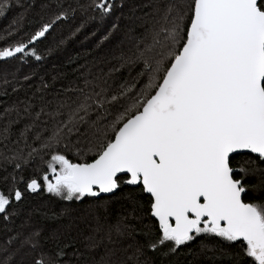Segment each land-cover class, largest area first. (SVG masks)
I'll return each instance as SVG.
<instances>
[{
	"label": "snow or ice",
	"instance_id": "1",
	"mask_svg": "<svg viewBox=\"0 0 264 264\" xmlns=\"http://www.w3.org/2000/svg\"><path fill=\"white\" fill-rule=\"evenodd\" d=\"M9 16L0 264H264V0H0ZM82 35L71 74L36 71Z\"/></svg>",
	"mask_w": 264,
	"mask_h": 264
},
{
	"label": "trees",
	"instance_id": "2",
	"mask_svg": "<svg viewBox=\"0 0 264 264\" xmlns=\"http://www.w3.org/2000/svg\"><path fill=\"white\" fill-rule=\"evenodd\" d=\"M10 19L11 16H9V19L7 20L0 18V28L7 27L8 23L10 22ZM97 39H99V37H97ZM82 43H86L83 35L80 36L78 40L70 41L66 46V51H61L52 56H48L47 52L42 51V54L45 55L47 59L42 61L40 65L36 67V71L40 72L41 76H47L49 80L51 79V75L55 74L56 72H64L71 74L72 69L75 65H70L68 63L69 56H76L77 54L83 55L94 47V42L92 45H89L88 47H81ZM40 47L41 49L43 48L42 45ZM28 70L29 69L26 67L25 71ZM135 75H136L135 71H132L131 73H129L128 70L124 71V77L126 78L135 77ZM117 79H119V76L117 77ZM56 87H60V84L57 83ZM119 195L120 194L117 193V197L113 199H118ZM119 207L120 205L118 203L113 204L114 209H119Z\"/></svg>",
	"mask_w": 264,
	"mask_h": 264
}]
</instances>
